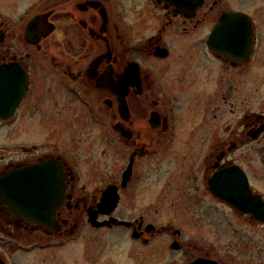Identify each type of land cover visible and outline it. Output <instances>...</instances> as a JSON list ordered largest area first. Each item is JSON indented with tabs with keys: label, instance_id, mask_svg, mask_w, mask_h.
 I'll list each match as a JSON object with an SVG mask.
<instances>
[{
	"label": "flooded vegetation",
	"instance_id": "1",
	"mask_svg": "<svg viewBox=\"0 0 264 264\" xmlns=\"http://www.w3.org/2000/svg\"><path fill=\"white\" fill-rule=\"evenodd\" d=\"M5 8L23 10L0 12V264H119L120 231L172 264H264V222L211 187L235 173L264 201V0Z\"/></svg>",
	"mask_w": 264,
	"mask_h": 264
},
{
	"label": "rangeland",
	"instance_id": "2",
	"mask_svg": "<svg viewBox=\"0 0 264 264\" xmlns=\"http://www.w3.org/2000/svg\"><path fill=\"white\" fill-rule=\"evenodd\" d=\"M10 10V11H9ZM7 10L5 8V0H0V12L8 16L10 19L11 23L14 25H17L20 22V16L22 12V8H19L18 10H12L9 9ZM12 10V11H11ZM192 160L188 159L186 161V170H185V176H188V172L190 169ZM111 168L109 169H100V170H89L87 169L85 176L87 177H92L91 174L93 172L97 173H111ZM165 203V202H164ZM163 203V207L165 206V209L168 211L165 215L158 217V219L162 222H167L169 224L176 225L179 220L180 216L177 215L175 211H173L170 208V203L168 205ZM135 216H132L134 218ZM121 233L118 234L119 242L118 245L115 246V241H114V234L108 235L107 237H104V250L106 252V256H109L110 252L112 254H115V258L117 259L119 264H172L174 262H179L180 256L179 254H172L171 252H164L161 250H155L157 245L162 244V241H159L157 245L155 244L152 249L150 250H144L139 248L137 245L132 246L128 240L125 239V233L120 231ZM196 237L200 239L201 243L207 242V240L210 239V234L208 233H199L196 231H191L189 230L184 239L187 240L188 242L192 240H196Z\"/></svg>",
	"mask_w": 264,
	"mask_h": 264
},
{
	"label": "water",
	"instance_id": "3",
	"mask_svg": "<svg viewBox=\"0 0 264 264\" xmlns=\"http://www.w3.org/2000/svg\"><path fill=\"white\" fill-rule=\"evenodd\" d=\"M211 187L225 201L235 205L238 209L252 213L260 221L264 222V201L261 198L250 197V191L246 179L235 173L216 176ZM238 194V195H237ZM242 194V196H240ZM115 197L112 196V190L109 189L104 196L101 208H106L111 212L115 207ZM117 223V220L111 219L110 222L101 224L102 226H111ZM125 223H121L124 225ZM130 225V224H127ZM176 248V246H174ZM188 264H214L205 260H196Z\"/></svg>",
	"mask_w": 264,
	"mask_h": 264
}]
</instances>
